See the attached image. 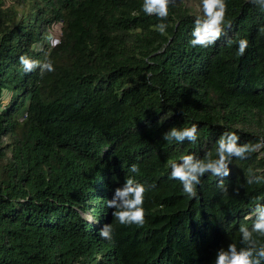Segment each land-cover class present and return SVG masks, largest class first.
Wrapping results in <instances>:
<instances>
[{
	"label": "trees",
	"instance_id": "1",
	"mask_svg": "<svg viewBox=\"0 0 264 264\" xmlns=\"http://www.w3.org/2000/svg\"><path fill=\"white\" fill-rule=\"evenodd\" d=\"M226 2V35L201 48L183 0L170 5L165 35L143 0H0V106L11 93L0 108V264H214L221 247L240 246V225L264 204V183L246 184L264 174V148L233 159L227 196L206 174L189 199L168 167L185 154L215 158L225 131L264 139V11ZM22 55L55 71L26 73ZM193 124L195 143L163 140ZM127 176L157 186L142 228L120 225L106 204ZM105 224L111 240L98 234Z\"/></svg>",
	"mask_w": 264,
	"mask_h": 264
},
{
	"label": "clouds",
	"instance_id": "2",
	"mask_svg": "<svg viewBox=\"0 0 264 264\" xmlns=\"http://www.w3.org/2000/svg\"><path fill=\"white\" fill-rule=\"evenodd\" d=\"M249 2L260 10L264 11V0H249ZM175 0H143L142 10L148 16H155L160 21L153 26L154 30L165 35L168 24L164 23L169 17L170 5ZM202 15L194 20V28L191 33L192 47L208 48L215 45L222 36L226 35L225 25L228 15V4L226 0H201ZM133 15H136L134 12ZM231 27V24H227ZM264 33V26L259 28ZM59 41H55L58 44ZM231 43V41H230ZM248 39L238 41L237 54L243 56L249 48ZM19 63L26 73L40 69L41 75L45 72H54L55 67L51 59L43 61L36 60L22 55ZM7 91V90H5ZM10 95V93H9ZM198 125L191 127H172L163 135V140L169 143H183L188 141L195 143L198 140ZM264 148V139L257 143H241L240 136L235 131H225L217 141L215 158L211 152L206 153L203 158L196 154H185L179 161L169 160L168 167L171 169L169 179L179 181L184 193L189 199H196L198 196L197 187L201 184L202 178L210 174L218 178V189L227 196L229 188L225 184V178L231 175L230 165L233 159L246 160L249 155ZM132 174L140 173V165L132 164L129 168ZM264 183V174L251 173L246 178L247 185ZM157 186L155 183H141L134 176L125 177L122 187L114 191L112 199L106 201L107 207L115 209L112 216L120 225L142 228L146 223L147 210L144 207L146 195ZM239 187L233 191L239 195ZM251 225L243 223L239 227L240 246L236 243H229L227 247H221L217 252L214 264H264V204H256L254 209L245 217ZM114 227L112 224H105L99 231V236L106 240L113 238Z\"/></svg>",
	"mask_w": 264,
	"mask_h": 264
},
{
	"label": "rangeland",
	"instance_id": "3",
	"mask_svg": "<svg viewBox=\"0 0 264 264\" xmlns=\"http://www.w3.org/2000/svg\"><path fill=\"white\" fill-rule=\"evenodd\" d=\"M7 5L14 4L16 0H6ZM185 4L192 10L194 14L202 15V9L200 8L199 0H183ZM62 37V25L60 23L54 24L50 31L48 36V43L50 45H53L55 41H60ZM38 47V46H37ZM11 100V93L9 95V92H4L3 98H2V105L0 108H4L9 104Z\"/></svg>",
	"mask_w": 264,
	"mask_h": 264
}]
</instances>
